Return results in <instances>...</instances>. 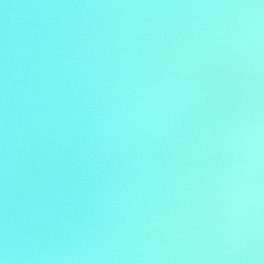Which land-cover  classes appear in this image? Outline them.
I'll return each mask as SVG.
<instances>
[{"label": "clouds", "instance_id": "clouds-1", "mask_svg": "<svg viewBox=\"0 0 264 264\" xmlns=\"http://www.w3.org/2000/svg\"><path fill=\"white\" fill-rule=\"evenodd\" d=\"M116 6L219 12L0 40V264H264V0ZM216 64L246 105L208 136L196 108Z\"/></svg>", "mask_w": 264, "mask_h": 264}, {"label": "water", "instance_id": "water-1", "mask_svg": "<svg viewBox=\"0 0 264 264\" xmlns=\"http://www.w3.org/2000/svg\"><path fill=\"white\" fill-rule=\"evenodd\" d=\"M209 2V0H0V40L7 36L19 45L25 36L48 26H66L82 31L93 28L116 32L123 29L135 30L142 36L160 31H173L193 19L216 15L219 10L189 9L180 7H119L116 5H178ZM204 95L197 105L201 126L212 130L229 115L242 110L246 105L245 81L241 73L228 64H216L201 70ZM157 158L178 163L183 149L166 147L164 144L151 146ZM219 163L216 155L204 156L194 167H213ZM198 220L199 216H194ZM183 223V222H181ZM200 242L186 240L180 247L199 248ZM195 264V262H186Z\"/></svg>", "mask_w": 264, "mask_h": 264}]
</instances>
